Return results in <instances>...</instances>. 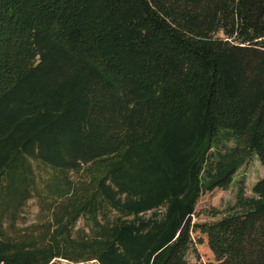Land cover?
I'll use <instances>...</instances> for the list:
<instances>
[{"label": "trees", "instance_id": "obj_1", "mask_svg": "<svg viewBox=\"0 0 264 264\" xmlns=\"http://www.w3.org/2000/svg\"><path fill=\"white\" fill-rule=\"evenodd\" d=\"M219 128L263 174L246 208L195 223L232 180L200 176ZM24 155L108 164L88 204L117 221L98 264H264V0H0V174ZM197 227L212 258L191 263ZM33 243L0 229V263L55 256Z\"/></svg>", "mask_w": 264, "mask_h": 264}, {"label": "rangeland", "instance_id": "obj_2", "mask_svg": "<svg viewBox=\"0 0 264 264\" xmlns=\"http://www.w3.org/2000/svg\"><path fill=\"white\" fill-rule=\"evenodd\" d=\"M202 180L233 167L227 187L200 193L192 220L202 223L246 208L252 184L263 174L257 154L249 149L246 136L219 128L202 146ZM108 164L96 161L79 170L53 167L33 156H19L0 174V229L17 241H33L37 251L48 249L55 256L43 264H98L96 255L110 239L117 221L114 210L94 204L98 175ZM91 201V202H89ZM164 207H160L161 211ZM153 210L142 213L150 215ZM196 251L186 255L189 262L212 258L204 234L193 231ZM4 264V263H0Z\"/></svg>", "mask_w": 264, "mask_h": 264}]
</instances>
